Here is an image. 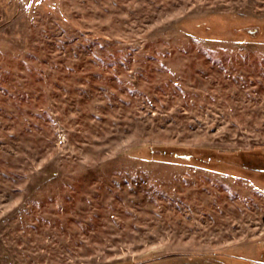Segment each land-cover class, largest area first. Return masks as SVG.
Here are the masks:
<instances>
[{
    "label": "rangeland",
    "instance_id": "374dc122",
    "mask_svg": "<svg viewBox=\"0 0 264 264\" xmlns=\"http://www.w3.org/2000/svg\"><path fill=\"white\" fill-rule=\"evenodd\" d=\"M206 149L264 168V0H0V264L264 260Z\"/></svg>",
    "mask_w": 264,
    "mask_h": 264
},
{
    "label": "trees",
    "instance_id": "16d2710c",
    "mask_svg": "<svg viewBox=\"0 0 264 264\" xmlns=\"http://www.w3.org/2000/svg\"><path fill=\"white\" fill-rule=\"evenodd\" d=\"M166 147H157V149H159L160 151L166 152L167 149H165ZM173 148H179V147H173ZM152 150V149H151ZM173 152V149H170ZM174 150H178V149H174ZM178 152V151H177ZM205 153L202 154L201 160H198L195 162L196 165L199 166H204V167H209L211 169H216V170H228L226 166H228L230 169L231 168H235V169H249L251 170H258L259 172H264V168H262V165H260L259 163H257V166L255 164H252V160L247 158L246 156L250 153H255V150H250V151H245V150H236V151H230V153H232L230 155V153H221L219 150H208L206 149L204 151ZM261 152V151H258ZM177 154V153H175ZM236 154V155H235ZM181 156V158L184 159H192L191 155H179ZM232 156H235L234 158H232ZM258 162L261 163L260 160L262 159H257ZM256 159L254 160L257 161ZM210 162L215 163L216 165H218L217 167H215L216 165L210 166ZM255 166V167H254ZM234 170V169H231ZM229 171V170H228ZM217 255H220V258L223 259H229L231 261L234 262H241V263H247V264H264V260H259V259H252L246 256H241L235 253H230L229 251H223V252H219L217 253ZM228 263V262H227ZM230 264V263H228Z\"/></svg>",
    "mask_w": 264,
    "mask_h": 264
}]
</instances>
